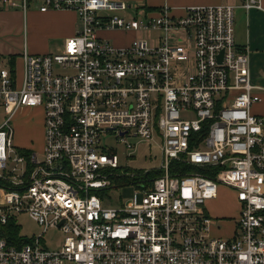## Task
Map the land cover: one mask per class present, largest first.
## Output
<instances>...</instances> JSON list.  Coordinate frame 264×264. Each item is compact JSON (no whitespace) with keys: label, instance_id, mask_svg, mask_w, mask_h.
I'll return each mask as SVG.
<instances>
[{"label":"built area","instance_id":"obj_1","mask_svg":"<svg viewBox=\"0 0 264 264\" xmlns=\"http://www.w3.org/2000/svg\"><path fill=\"white\" fill-rule=\"evenodd\" d=\"M239 2L264 12V0ZM61 10L80 22L61 53L25 50L21 84L0 58V264H264V116L252 113L261 97L249 50L236 43L235 7L175 17L123 0L41 1V12ZM105 31L142 35L118 47ZM23 107L43 108L40 155L14 145ZM108 134L161 139L162 175L141 174L128 204L106 194L120 169ZM220 187L240 205L231 239L210 234L217 221L206 205ZM22 214L43 232L18 248L6 228ZM50 229L65 235L60 250L42 246Z\"/></svg>","mask_w":264,"mask_h":264},{"label":"crops","instance_id":"obj_2","mask_svg":"<svg viewBox=\"0 0 264 264\" xmlns=\"http://www.w3.org/2000/svg\"><path fill=\"white\" fill-rule=\"evenodd\" d=\"M15 3V6L6 7L2 4L0 7V58L8 65L14 73L17 66L21 65L22 80L25 72V65L23 60V52L26 50L31 55H45L61 53L64 49L66 39L73 37L77 30L80 28L79 18L73 10L61 11H48L41 12L40 4L42 0H28L29 7L23 10L20 7L22 0H9ZM126 1L131 7L139 5L144 7L145 11L150 16H156L158 12L167 7L170 9L171 14L175 17H181L185 14L188 7H211V6H234L235 7V35L236 43L240 47H247L250 57V76L252 83L253 78L257 76L258 71L255 72L252 67V53L257 56L264 57V12L259 10H251L246 13L241 7L239 0H123ZM136 10L131 9L128 12L129 17L135 16ZM240 14L245 16L247 20V29L242 32V27L236 30L237 16ZM117 34L118 37H115ZM153 34L155 38L159 37L157 33ZM139 33L135 32H121V31H105L100 32L99 36L109 42L114 43L118 47H126L138 37ZM57 51V52H53ZM16 75V74H15ZM262 78L263 86L255 85L259 89L256 90L261 97V102L252 107V113L257 116H264V74L259 77ZM20 79V80H21ZM31 110L40 109L41 107L33 108H20L14 116L17 118L18 132L24 130L23 117L24 114ZM14 123V122H13ZM13 125V124H12ZM15 126V124H14ZM13 126V127H14ZM44 126V125H43ZM15 127H14V140H15ZM20 145H24L23 138L18 137ZM45 143V135H44ZM44 149V145H43ZM218 198V197H217ZM236 198V197H235ZM214 201V200H213ZM211 202V201H210ZM209 203V202H208ZM237 204V216L230 218L234 223V227L230 230L217 231L215 238L231 239L235 236L236 225L240 215V205ZM207 209V208H206ZM208 211V210H207ZM208 213H210L208 211ZM214 218V217H213ZM218 221V218H214ZM226 219V218H225ZM220 230V229H219Z\"/></svg>","mask_w":264,"mask_h":264},{"label":"rangeland","instance_id":"obj_3","mask_svg":"<svg viewBox=\"0 0 264 264\" xmlns=\"http://www.w3.org/2000/svg\"><path fill=\"white\" fill-rule=\"evenodd\" d=\"M236 16V30L238 31V29L242 27V32H245L247 29V20L245 16L244 18L240 14H236ZM114 36L118 37L117 34H114ZM251 59L254 72L256 71L255 68L258 71L257 76L253 78V83L255 85L263 86L262 78L259 77L264 74V57L254 55L252 53ZM15 74L18 83L21 84V65L17 66ZM0 116H2L1 111ZM15 117L16 116L13 118L14 123L12 122L13 126L15 124L14 127L16 131L14 140L15 147L24 151L35 152L39 155L42 154L45 135L44 111L42 115L40 109H30L28 113L24 114V130L20 133L18 132V126L16 123L17 118L14 121ZM18 137L24 139V145L19 144ZM126 140V144L119 143L117 142L114 134H108L102 137L103 144L113 154H117L119 157L120 169L117 171L130 179L128 180V183L124 185L115 184L113 180H111L112 187L106 194H110L109 200L113 205H119L121 203L128 204L134 198L138 189L133 184V175L134 177H137L143 173L158 172L161 170L164 162L161 151V139L159 137L155 136L153 140H143L140 138H132V134H129V136L126 137ZM129 143L133 144L132 149L127 148ZM114 174H116V172H114ZM155 178L156 177H151L149 180H153ZM235 197L236 196L232 190L226 187H220L218 198L207 203L206 208L210 212L209 216L212 218H218L217 223L211 228L210 234L212 237H216L217 231L230 230L234 227V223L232 222L233 220L230 221V218L237 216L238 209ZM16 219L17 220L14 223L18 228H20V238H25L26 240L31 241L43 232V227L34 222L27 214L19 215ZM64 239L65 235L61 231L57 229H50L43 236L42 246L51 251L60 250L63 246Z\"/></svg>","mask_w":264,"mask_h":264},{"label":"trees","instance_id":"obj_4","mask_svg":"<svg viewBox=\"0 0 264 264\" xmlns=\"http://www.w3.org/2000/svg\"><path fill=\"white\" fill-rule=\"evenodd\" d=\"M114 172H116V174H114ZM113 172V174L110 176V179L111 180H113V182L115 183V184H121V185H124V184H126V183H128V180H130L129 179V177H127V176H123L122 174H120L117 170L116 171H114ZM118 172V173H117ZM171 173H175V170H174V167H173V170H172V172ZM160 175H162V171H158V172H150V173H147L146 175H145V177L144 178H146V179H150L151 177H159ZM141 174L139 175V176H137L136 178H133L132 180L133 181H135V180H139L141 177ZM7 233H9L10 235H11V237H12V239H14V240H17L18 239V243L16 244V246L18 247V248H21L22 247V245L23 244H25L26 242H27V240L25 241H23V240H21L20 239V237H19V234H20V228H18L16 225H15V223L13 222V221H10L9 222V225L7 226ZM20 239V240H19Z\"/></svg>","mask_w":264,"mask_h":264}]
</instances>
